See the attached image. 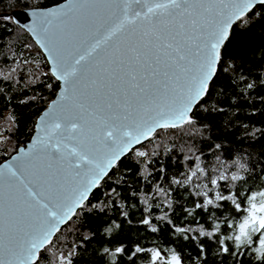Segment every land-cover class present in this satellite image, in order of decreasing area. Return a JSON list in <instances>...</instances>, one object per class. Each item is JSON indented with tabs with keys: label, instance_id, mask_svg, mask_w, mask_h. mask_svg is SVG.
I'll return each instance as SVG.
<instances>
[{
	"label": "water",
	"instance_id": "obj_1",
	"mask_svg": "<svg viewBox=\"0 0 264 264\" xmlns=\"http://www.w3.org/2000/svg\"><path fill=\"white\" fill-rule=\"evenodd\" d=\"M264 0H63L16 8L60 82L0 163V264H35L133 148L191 117L234 23Z\"/></svg>",
	"mask_w": 264,
	"mask_h": 264
},
{
	"label": "trees",
	"instance_id": "obj_2",
	"mask_svg": "<svg viewBox=\"0 0 264 264\" xmlns=\"http://www.w3.org/2000/svg\"><path fill=\"white\" fill-rule=\"evenodd\" d=\"M61 1L0 0V163L31 139L60 87L8 13ZM263 192L264 3L232 26L190 119L121 158L35 264H264L258 233L236 241Z\"/></svg>",
	"mask_w": 264,
	"mask_h": 264
},
{
	"label": "rangeland",
	"instance_id": "obj_3",
	"mask_svg": "<svg viewBox=\"0 0 264 264\" xmlns=\"http://www.w3.org/2000/svg\"><path fill=\"white\" fill-rule=\"evenodd\" d=\"M256 233L258 247L261 250L264 248V192L254 197L248 215L239 223L237 244L248 242ZM50 252L56 255L61 263L65 262L57 251Z\"/></svg>",
	"mask_w": 264,
	"mask_h": 264
}]
</instances>
